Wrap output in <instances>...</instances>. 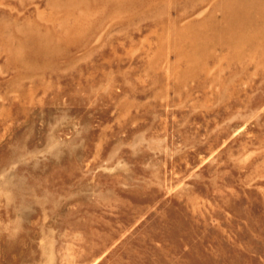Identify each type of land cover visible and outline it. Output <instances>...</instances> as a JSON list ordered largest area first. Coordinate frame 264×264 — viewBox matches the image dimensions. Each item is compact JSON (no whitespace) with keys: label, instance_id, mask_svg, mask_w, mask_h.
Listing matches in <instances>:
<instances>
[{"label":"rangeland","instance_id":"1","mask_svg":"<svg viewBox=\"0 0 264 264\" xmlns=\"http://www.w3.org/2000/svg\"><path fill=\"white\" fill-rule=\"evenodd\" d=\"M0 264H264V0H0Z\"/></svg>","mask_w":264,"mask_h":264}]
</instances>
